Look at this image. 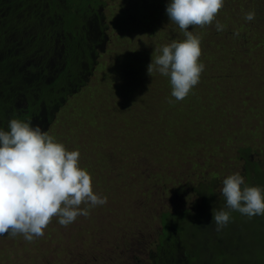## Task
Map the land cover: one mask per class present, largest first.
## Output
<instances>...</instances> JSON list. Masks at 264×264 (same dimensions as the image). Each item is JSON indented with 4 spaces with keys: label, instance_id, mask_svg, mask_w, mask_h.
<instances>
[{
    "label": "rangeland",
    "instance_id": "374dc122",
    "mask_svg": "<svg viewBox=\"0 0 264 264\" xmlns=\"http://www.w3.org/2000/svg\"><path fill=\"white\" fill-rule=\"evenodd\" d=\"M103 1V50L86 84L67 96L46 131L67 150H79L80 167L107 203L67 227L53 217L32 242L0 236V264H154L161 212L194 211L202 187L226 204L223 179L239 172L246 183L240 149L249 148L264 172V0H224L216 16L223 31L215 21L189 27L201 37L205 69L182 101L171 96L168 77L147 72L157 49L184 39L166 14L170 0ZM253 10L255 19L246 21ZM230 215L235 230L227 242L238 252L215 250L216 259L263 264L264 247L246 242V216ZM195 227L201 238L204 228L197 220ZM213 234L217 243L225 241Z\"/></svg>",
    "mask_w": 264,
    "mask_h": 264
},
{
    "label": "trees",
    "instance_id": "16d2710c",
    "mask_svg": "<svg viewBox=\"0 0 264 264\" xmlns=\"http://www.w3.org/2000/svg\"><path fill=\"white\" fill-rule=\"evenodd\" d=\"M103 6V0H0V129L9 130L8 122L16 118L46 131L67 96L86 84L107 38ZM251 154L249 148L239 150L246 184L264 188V172ZM198 193L202 204H195L194 211L161 212L154 264H172L165 261L169 254L174 264H242L216 259L215 250L238 252L227 242L235 228H223L220 242L225 241L217 243L211 211L224 209V200L211 188ZM196 220L205 230L201 238L196 236ZM185 225L187 238L180 236ZM245 230L247 243L264 247L259 245L264 215L246 216Z\"/></svg>",
    "mask_w": 264,
    "mask_h": 264
},
{
    "label": "clouds",
    "instance_id": "9594fccd",
    "mask_svg": "<svg viewBox=\"0 0 264 264\" xmlns=\"http://www.w3.org/2000/svg\"><path fill=\"white\" fill-rule=\"evenodd\" d=\"M223 6L224 0H170L166 6L169 21L178 25L184 39L157 49L160 54L151 59L147 72L168 77L176 101L189 95L205 69L200 62L201 37L188 29L215 21L216 31H223L225 26L216 20ZM244 19L253 21L255 11L246 12ZM8 129H0V236L23 235L32 242L44 235L53 217L67 227L78 216L87 217L90 208L107 203V197L94 193L91 174L80 167L79 150H67L30 121L13 118ZM221 194L227 210H212L217 232L231 222V211L249 219L264 215V188L247 185L239 172L223 179Z\"/></svg>",
    "mask_w": 264,
    "mask_h": 264
}]
</instances>
